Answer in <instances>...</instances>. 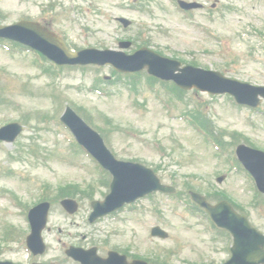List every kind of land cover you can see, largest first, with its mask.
Returning a JSON list of instances; mask_svg holds the SVG:
<instances>
[{
    "label": "rangeland",
    "instance_id": "1",
    "mask_svg": "<svg viewBox=\"0 0 264 264\" xmlns=\"http://www.w3.org/2000/svg\"><path fill=\"white\" fill-rule=\"evenodd\" d=\"M157 16L155 22L148 23L149 18L137 12L138 19L129 32L138 38V32L145 29L142 36L153 38L154 48L162 46L161 51L170 57H176L183 63L195 61L198 66L207 69L227 71L228 75L238 79L250 80L264 84V42H260L253 31L264 29V2L259 0H222L224 12H214L209 25L212 35L216 34L224 43L191 26L188 21L179 18L166 0H156ZM48 0H0V22L13 23L21 16H44ZM55 16L49 20L53 27L61 29L71 44L80 46L99 45L98 39L114 46L111 33L116 31L113 15L128 12L120 0H57ZM103 8L101 15L94 11V3ZM93 3V4H92ZM78 4L85 10H79ZM227 6L232 9H227ZM133 16L131 12H128ZM80 21L87 29L81 33L76 25ZM182 20V21H181ZM255 23V24H254ZM141 26H140V25ZM160 26H164L160 30ZM96 28V33H95ZM160 30V32H159ZM165 31H169L166 34ZM88 36V41L85 40ZM140 39L135 43L140 45ZM167 45V46H166ZM170 47V48H169ZM97 77L106 88V94L91 92L89 86ZM112 80V83L110 82ZM145 84V76L142 77ZM0 84H12L13 92L9 106L0 111V124L10 120H25L26 112H31L27 128L14 143H0V183L9 186L22 198V202L34 203L40 198V186L50 184V194L54 196L59 185L78 183L87 188L94 183L98 188L96 197L101 198L105 187H100V175L90 159L80 152L76 155L71 142H66L63 132L58 129L56 120L50 122V130H44L42 119L32 112H48L60 115L66 104L84 106L94 116L93 121L107 127L103 115L114 120L119 126L111 137L113 151L117 158L134 160L158 169V174L166 183L184 189L186 181L203 191L212 184L220 190H226L237 202L244 204L248 215L256 227L264 232V211L254 208L253 184L242 173L231 170L225 156L217 155L213 145L183 119L190 100L206 104L208 117L213 120L215 130L239 131L245 133L253 142L264 147V107L260 112L248 107L236 105L227 94L210 95L207 92L188 91L184 100L173 101L172 108L166 107L169 95L159 84L155 90L146 87L136 94L128 90L123 80L112 77V70L105 66L97 68H68L62 71V80L44 73L37 67L32 53L16 52L9 54L0 47ZM26 85L27 89L20 88ZM65 96L59 111L55 110L50 95L53 91ZM43 98V99H41ZM191 105L189 108H192ZM69 136L71 134L69 133ZM39 147L40 156L31 154L30 147ZM212 146V147H211ZM228 146L229 151L233 150ZM227 149V150H228ZM46 156V157H45ZM45 157V158H44ZM13 169L15 173H8ZM27 177L23 180L21 176ZM38 176L37 178L35 176ZM226 175L223 182L217 178ZM2 187V186H1ZM17 190V192H16ZM155 203L147 201L146 210L139 214L120 218L105 217L93 224L88 221L89 202L85 201L77 216L64 214L59 205L52 212L53 223L50 230L44 232L49 243L46 256L40 260H52L54 264H74L72 260L58 258L63 255L62 242L84 240L85 246L93 242L106 252L113 247L128 250L129 254L137 252H154L162 248H177L178 254L173 261L177 264L184 258L206 264H222L230 257L227 245L231 243L228 235L214 240L210 238L204 226L191 219L177 197L159 194ZM163 214L158 215L156 208ZM185 210V211H184ZM0 216L16 222L19 229L28 230L24 217L3 200H0ZM122 218V219H121ZM74 222V223H73ZM161 225L169 231L166 239L154 237L150 231L154 225ZM88 237V238H87ZM224 239V244L223 243ZM88 240V241H87ZM75 242V241H73ZM106 249V251L103 250ZM27 254L20 241L11 243L4 250L0 259H13L27 262ZM61 260V261H60Z\"/></svg>",
    "mask_w": 264,
    "mask_h": 264
}]
</instances>
